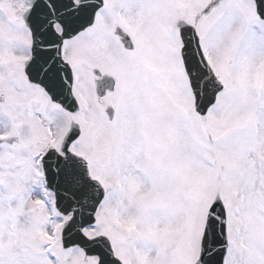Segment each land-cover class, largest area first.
Listing matches in <instances>:
<instances>
[{
  "label": "snow or ice",
  "instance_id": "6c2138e0",
  "mask_svg": "<svg viewBox=\"0 0 264 264\" xmlns=\"http://www.w3.org/2000/svg\"><path fill=\"white\" fill-rule=\"evenodd\" d=\"M0 264H264V0H0Z\"/></svg>",
  "mask_w": 264,
  "mask_h": 264
}]
</instances>
